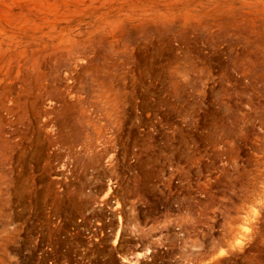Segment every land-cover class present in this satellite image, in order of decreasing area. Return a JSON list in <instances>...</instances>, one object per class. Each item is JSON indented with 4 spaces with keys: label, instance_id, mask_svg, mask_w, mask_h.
<instances>
[{
    "label": "rangeland",
    "instance_id": "374dc122",
    "mask_svg": "<svg viewBox=\"0 0 264 264\" xmlns=\"http://www.w3.org/2000/svg\"><path fill=\"white\" fill-rule=\"evenodd\" d=\"M0 264H264V0H0Z\"/></svg>",
    "mask_w": 264,
    "mask_h": 264
},
{
    "label": "bare ground",
    "instance_id": "6f19581e",
    "mask_svg": "<svg viewBox=\"0 0 264 264\" xmlns=\"http://www.w3.org/2000/svg\"><path fill=\"white\" fill-rule=\"evenodd\" d=\"M243 225H244L245 228H247V226H246L247 225V221L244 220L243 221Z\"/></svg>",
    "mask_w": 264,
    "mask_h": 264
}]
</instances>
